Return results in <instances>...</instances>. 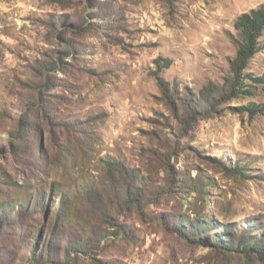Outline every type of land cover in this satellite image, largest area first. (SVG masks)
Returning <instances> with one entry per match:
<instances>
[{"label": "rangeland", "instance_id": "obj_1", "mask_svg": "<svg viewBox=\"0 0 264 264\" xmlns=\"http://www.w3.org/2000/svg\"><path fill=\"white\" fill-rule=\"evenodd\" d=\"M262 4L0 0V264H264L213 244L264 226V29L243 91L187 106L226 86L235 21ZM106 161L155 199L125 206ZM198 217L199 231H178ZM74 242L92 249L68 256Z\"/></svg>", "mask_w": 264, "mask_h": 264}, {"label": "trees", "instance_id": "obj_2", "mask_svg": "<svg viewBox=\"0 0 264 264\" xmlns=\"http://www.w3.org/2000/svg\"><path fill=\"white\" fill-rule=\"evenodd\" d=\"M235 27L241 32L243 37V43L239 47L236 57L230 62L231 78L227 80L226 86L214 87L213 89L205 88L204 90H202V92L198 95V103L194 102L193 99L189 98L187 100V106L189 107V109L197 112L201 111L200 113L204 111L206 113L208 112V107L214 108L216 105H219L220 102L238 96V94L243 91L240 88H236V86L242 85L240 77H244L243 71L249 68L251 59L254 57L255 53L260 50V47H258L257 38L261 35L264 29V4H262L259 8L252 9L251 11L245 12L240 15L235 21ZM157 62L159 63V60H157ZM247 74L249 75L250 73ZM259 79L263 81L264 77H259ZM160 84L162 86L165 85V89L168 90L167 82L161 81ZM189 94H192V90H189ZM250 108L252 110H255L254 107ZM20 115L21 117H23L22 114ZM32 126V123L27 118H23L19 121L16 134H20L23 138H26L29 132L32 130ZM13 147L15 148V146ZM106 164L111 172H119L121 174L123 187L126 193L125 199L123 200L125 206L145 208L144 201L146 199H155L151 195L158 194V191L153 193H147L145 190V184L137 186L133 177V169L129 168L126 164L119 161H106ZM240 170L241 168L239 166H235L232 169V171L234 172H239ZM66 203L67 202L64 199L61 201L59 213L57 214L58 219L56 220L54 231L52 232V244L54 243V236L59 233L63 224V222L60 223V219L64 218L66 216V213H68V207L66 206ZM206 218L210 219L208 215L206 216ZM202 221L206 222V220L199 219V217L195 219V221L185 220L182 224L178 225V231L182 234H188L190 232L189 230H191L192 233L197 232L195 229H197L198 231L200 230V227L202 226L200 225V222ZM65 224L67 225V222ZM223 227L227 226L224 225ZM253 230L254 229H249L247 231H239L235 232L234 234H228L225 232L224 229L222 235L224 236V233L228 234L226 237H224L230 239H224L221 236H217L213 244L220 250L228 252L231 250H238L251 259L264 262V226H258L257 229H255L254 231ZM233 242H237L236 247H234V245H231ZM52 247L53 246L50 244L48 245V249L46 250L48 256L50 257ZM84 249L88 251L91 250L92 247H88L86 242H74V245H72L70 249L68 248L66 250V254L68 256H71L73 253ZM48 259L50 260V258ZM40 260V258H35V262L37 264L41 263ZM69 262L70 261H67V263Z\"/></svg>", "mask_w": 264, "mask_h": 264}]
</instances>
